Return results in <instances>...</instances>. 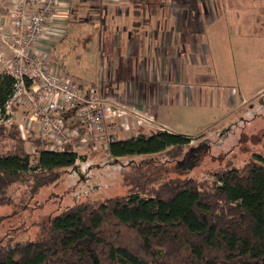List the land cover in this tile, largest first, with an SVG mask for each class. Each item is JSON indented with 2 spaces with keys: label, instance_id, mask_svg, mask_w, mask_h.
Masks as SVG:
<instances>
[{
  "label": "trees",
  "instance_id": "trees-1",
  "mask_svg": "<svg viewBox=\"0 0 264 264\" xmlns=\"http://www.w3.org/2000/svg\"><path fill=\"white\" fill-rule=\"evenodd\" d=\"M14 84L0 72V205L30 171L44 173L35 175L37 190L78 159L69 146L47 150L33 131L24 137L19 125L4 121ZM191 139L159 127L112 140L106 153L113 161L131 157L130 192L67 207L34 240L4 239L0 264H264V152L241 168L212 172L213 180L169 178V163L198 152L201 142ZM153 166L164 170L154 177Z\"/></svg>",
  "mask_w": 264,
  "mask_h": 264
},
{
  "label": "rangeland",
  "instance_id": "rangeland-1",
  "mask_svg": "<svg viewBox=\"0 0 264 264\" xmlns=\"http://www.w3.org/2000/svg\"><path fill=\"white\" fill-rule=\"evenodd\" d=\"M161 1L163 12L182 8L183 13L189 14L190 25L196 27L193 31L186 28L182 35L186 40L202 42L208 50L198 61L199 65L189 64L188 81L166 78V101L155 106L154 125L146 124L141 128L149 132L165 127L191 137V143L201 142L198 152L194 151L184 162L169 163L166 170L169 178L213 180L212 172L227 166L241 168L255 153L264 152V0ZM204 14L208 15L209 23L203 20ZM189 20L181 18L185 24ZM140 34L143 39L144 34ZM146 38L149 42L148 35ZM126 39L123 34L122 41ZM140 43L138 35L135 41L128 36L126 48L118 42L117 54L124 52L119 56L125 60L124 66L135 58H141L142 63L146 56H151L147 41ZM107 58H110L107 53L101 51V62L107 64ZM85 81L95 82L94 79ZM15 110L16 116L6 123L29 129L31 126L23 124L26 114L30 113L29 105L23 103ZM29 123L34 124V121ZM117 129L110 133V140L114 139ZM136 134L129 131L127 136ZM97 146L94 141L93 147ZM25 147L28 151L32 148L29 143ZM87 155L88 162H80L77 167L61 172L58 180L37 190H34L35 175L43 177L44 173L33 170L24 183L10 187V203L0 205V242L9 238L34 240L46 232L49 218L67 207L130 192L128 178L132 168L127 163L130 156L117 162L103 151L83 154ZM161 169L149 168L154 177Z\"/></svg>",
  "mask_w": 264,
  "mask_h": 264
},
{
  "label": "crops",
  "instance_id": "crops-1",
  "mask_svg": "<svg viewBox=\"0 0 264 264\" xmlns=\"http://www.w3.org/2000/svg\"><path fill=\"white\" fill-rule=\"evenodd\" d=\"M157 2L60 0L59 9L63 15L53 21L54 27L49 31L51 36L48 41L40 44L36 53L47 57L50 67L56 72L76 77L83 88L94 86L103 96H114L155 115V106L166 101V78L188 81L189 64L199 65L198 61L204 58L208 50L202 42L186 40L182 35L186 28L193 31L196 27L190 25L188 13H183L182 8L179 11L163 12V1ZM13 13L14 0H0L1 30H12ZM181 18L189 22L185 24ZM204 19L210 22L207 14L203 15ZM140 33L144 34L143 39ZM123 34L127 36L124 42ZM135 34L141 43L147 41V50H150L151 56H146L142 63L139 61L141 58H135V61L124 66L125 60L119 59L124 52L119 54V51L117 54L118 42L126 48L128 36L135 41ZM204 35L207 33L204 32ZM1 51L10 53L2 42ZM101 51L110 57L107 58V64L101 62ZM3 71L6 69L0 62V72ZM85 79H94L95 82L88 83Z\"/></svg>",
  "mask_w": 264,
  "mask_h": 264
},
{
  "label": "built area",
  "instance_id": "built-area-1",
  "mask_svg": "<svg viewBox=\"0 0 264 264\" xmlns=\"http://www.w3.org/2000/svg\"><path fill=\"white\" fill-rule=\"evenodd\" d=\"M59 6L60 0H14L13 28L10 32L0 29V42L10 52L1 51L0 62L15 79L4 121L10 122L15 109L27 103L30 113L23 124L31 127L19 126L24 137L32 130L50 151H64L69 146L78 154V164L89 161L83 154L108 152L112 140L129 138V131L138 133L146 124L154 125L155 117L114 96L101 95L94 86L83 88L76 77L56 72L47 57L36 53L51 36L53 21L63 15ZM94 141L99 144L96 148Z\"/></svg>",
  "mask_w": 264,
  "mask_h": 264
}]
</instances>
